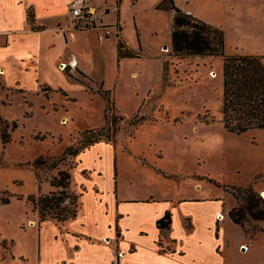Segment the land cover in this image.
Masks as SVG:
<instances>
[{
  "label": "rangeland",
  "instance_id": "374dc122",
  "mask_svg": "<svg viewBox=\"0 0 264 264\" xmlns=\"http://www.w3.org/2000/svg\"><path fill=\"white\" fill-rule=\"evenodd\" d=\"M129 1L126 0L122 13L125 38L139 43L140 57H123L118 61L115 22L118 12L111 6L110 13L98 11L103 14L104 25L113 32L107 37L106 29H102L103 53L97 50V33L93 32L90 37L93 53L81 58L93 82L81 74L78 77L82 84L51 73L45 78L60 85L61 90L52 92L44 87L40 92L30 68L26 76H20L23 72L14 68L7 69V75H3L6 71L0 73L3 121L0 192L10 195L9 203H0V264L41 263V217L29 198L50 195L51 190L61 191L62 188H53L50 183L58 170H65L63 164L67 170L74 164L72 155L64 156L65 150L70 146L90 147L94 140L119 141L117 176L120 173L126 178L133 172L140 175L141 167L135 158L140 154L138 159L144 161L146 157L171 173L157 183L158 193L197 195L220 205L223 218L218 219L229 243L226 254L237 263L242 264L248 258L259 262L264 256V232H257L253 246L249 244L239 250L238 243L243 237L250 238L227 217L237 205L236 188L254 184L264 198V129L240 135L228 132L222 122L224 57H176L172 50L170 15L147 10L137 30ZM240 1L228 0L224 7L213 0H197L199 18L223 29L226 55L264 56V5L253 14L230 10ZM17 39L22 42V38ZM78 39L81 43L89 41L85 34ZM5 40V36H0V43ZM17 50H20L18 44L0 49V64L10 54L12 59L16 58ZM102 81L104 88L112 92L118 110L110 112L114 131L106 120V99L99 93ZM4 132L9 135L5 143ZM39 156L48 160L38 170L42 177L41 190L33 170ZM63 156L65 162L53 170L52 162ZM64 194L66 200L62 206L73 209L79 204L77 191L71 185L64 189ZM5 239L14 242L13 255L9 254L7 259H3L9 248ZM49 244L50 238L43 239V248L49 249Z\"/></svg>",
  "mask_w": 264,
  "mask_h": 264
},
{
  "label": "crops",
  "instance_id": "0c3cea01",
  "mask_svg": "<svg viewBox=\"0 0 264 264\" xmlns=\"http://www.w3.org/2000/svg\"><path fill=\"white\" fill-rule=\"evenodd\" d=\"M71 1L0 0V36L6 37L0 43V49L6 50L12 44L20 47L16 58L12 59L10 54L6 62L0 64V73L6 71L3 75H7V69L14 68L23 72L20 76H26L32 69V79L37 80L36 88L40 92L44 87L52 92L61 90L60 85L45 78L51 73L81 83L75 77L79 78L80 72H83L87 75L85 78L93 82L90 71L81 63V58H88L93 53L94 47L90 40L93 32L97 33V50L103 53V28H75L69 11ZM90 1L96 8L98 24L104 25V17L102 13H98L99 10L110 13L111 6L116 8L117 34L120 33L131 49L138 51L139 43L125 38L122 13L126 0ZM161 1H129L137 30L143 19L142 15L147 10L168 13L173 20L174 10L156 9ZM174 1L185 12L200 17L201 10L197 6V0ZM213 1L227 7L228 0ZM261 5H264V0L262 3L259 0H241L236 6H231L230 10L253 14ZM30 13L36 30L29 23ZM118 21L122 26L121 30L117 26ZM112 33L106 36L111 37ZM84 34L89 37L87 43L78 41V37ZM19 37L22 42L17 39ZM118 39L117 36V44ZM63 65L71 67L70 73L74 77L62 68ZM101 83L105 86V81ZM63 87L67 88L66 85ZM19 89L26 90L22 86ZM119 148V141H100L74 157V164L70 168L71 186L77 191L78 212L75 217L61 223L52 219L39 220L40 264H239L226 254L229 243L223 236L221 220L218 219V214L222 213L220 205H214L211 202L213 200L197 195L158 193L157 183L166 180L164 175L170 176L171 173L146 157L144 161L138 159L140 154L135 155L141 167L138 170L140 175L133 172L126 178L120 173L117 176ZM128 149L134 154L130 147ZM260 185V181L256 183L258 189ZM168 211L172 222L169 229L162 231L157 222ZM227 217L230 219L229 215ZM48 238L49 249H45L42 241ZM5 241L9 242V248L3 259H7L9 254L13 255L14 242ZM249 244L253 246V240L243 237L237 249L248 247ZM120 252L122 255H119ZM242 264H264V256L259 262L248 258Z\"/></svg>",
  "mask_w": 264,
  "mask_h": 264
},
{
  "label": "trees",
  "instance_id": "16d2710c",
  "mask_svg": "<svg viewBox=\"0 0 264 264\" xmlns=\"http://www.w3.org/2000/svg\"><path fill=\"white\" fill-rule=\"evenodd\" d=\"M156 9L175 11L172 20L171 42L176 57H224L222 122L225 129L237 135L245 134L254 129H264V56L252 54L226 55L223 29L185 12L176 5L174 0H162ZM28 20L32 29L36 30L37 27L33 25L32 13L28 15ZM117 26L120 30L122 29L119 21ZM117 36L119 38L117 44L118 61L123 57L141 56L140 52L131 49L126 44L119 33ZM68 67L64 68L65 71L74 77L69 72ZM80 74L87 77L83 72H80ZM75 78L80 80L77 77ZM99 93L106 99V120L114 131L115 123L110 112L118 111L115 107V98L110 90L104 88L103 84ZM2 122L0 119V124ZM2 138L5 143L9 139V135L4 132ZM97 142L99 140L91 141L89 145L91 146ZM87 148H89L88 145L82 149H74L73 146H70L65 150L64 156L72 155V159H74ZM64 156L52 162L51 167L53 170L65 162ZM42 162L46 164L48 160L43 156H39L33 164L39 190H41L42 177L38 170L42 166ZM63 165L65 170H58L57 176L50 183L54 188H62L61 191H53L50 195L45 196L40 195L38 199L34 195L29 198L34 208L39 211L41 221L52 219L61 223L77 215L78 205L73 209L62 206L66 200L64 189L69 188L72 177L71 170H67V165ZM235 190L234 195L237 205L228 212V215L235 224L242 227L250 239H254L257 232H264V227L257 226L264 225V198H262L254 184H249L245 188L238 187ZM9 202L10 195L6 192H0V203ZM171 222V213L168 211L158 220L157 224L162 231H165L170 228Z\"/></svg>",
  "mask_w": 264,
  "mask_h": 264
},
{
  "label": "built area",
  "instance_id": "2783aa9c",
  "mask_svg": "<svg viewBox=\"0 0 264 264\" xmlns=\"http://www.w3.org/2000/svg\"><path fill=\"white\" fill-rule=\"evenodd\" d=\"M90 2V0H72L70 2L69 11L72 25L79 30H89L98 26L106 29V35H110L112 31L107 26L98 24L99 21L96 16V8L92 6ZM218 217L222 219V213H219ZM119 255H122V252H120Z\"/></svg>",
  "mask_w": 264,
  "mask_h": 264
},
{
  "label": "bare ground",
  "instance_id": "6f19581e",
  "mask_svg": "<svg viewBox=\"0 0 264 264\" xmlns=\"http://www.w3.org/2000/svg\"><path fill=\"white\" fill-rule=\"evenodd\" d=\"M64 67H65V65L62 66V68H64ZM263 194H264V192H263ZM30 224H31V225H34V221L31 220Z\"/></svg>",
  "mask_w": 264,
  "mask_h": 264
},
{
  "label": "water",
  "instance_id": "95a60500",
  "mask_svg": "<svg viewBox=\"0 0 264 264\" xmlns=\"http://www.w3.org/2000/svg\"><path fill=\"white\" fill-rule=\"evenodd\" d=\"M165 49H168V46H165Z\"/></svg>",
  "mask_w": 264,
  "mask_h": 264
}]
</instances>
